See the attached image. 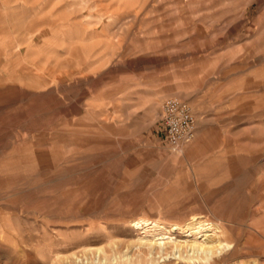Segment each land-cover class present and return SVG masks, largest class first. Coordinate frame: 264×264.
<instances>
[{
    "label": "rangeland",
    "instance_id": "rangeland-1",
    "mask_svg": "<svg viewBox=\"0 0 264 264\" xmlns=\"http://www.w3.org/2000/svg\"><path fill=\"white\" fill-rule=\"evenodd\" d=\"M195 216L264 264V0H0V264H178L134 222Z\"/></svg>",
    "mask_w": 264,
    "mask_h": 264
},
{
    "label": "bare ground",
    "instance_id": "bare-ground-1",
    "mask_svg": "<svg viewBox=\"0 0 264 264\" xmlns=\"http://www.w3.org/2000/svg\"><path fill=\"white\" fill-rule=\"evenodd\" d=\"M134 226L143 230L138 238L140 247L147 248L152 258L158 255L159 259L165 258L168 262L178 259V264H213L216 257L224 256L232 247L222 238L217 224L199 216L191 218L185 229L186 237L181 238L173 234L182 229L176 224L168 228L160 221L136 220ZM169 248H172L171 252ZM96 250L99 254L103 253L102 248Z\"/></svg>",
    "mask_w": 264,
    "mask_h": 264
},
{
    "label": "built area",
    "instance_id": "built-area-1",
    "mask_svg": "<svg viewBox=\"0 0 264 264\" xmlns=\"http://www.w3.org/2000/svg\"><path fill=\"white\" fill-rule=\"evenodd\" d=\"M164 137L172 148L191 141L197 130V120L191 105L178 98L167 99L161 113Z\"/></svg>",
    "mask_w": 264,
    "mask_h": 264
}]
</instances>
